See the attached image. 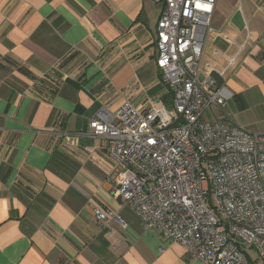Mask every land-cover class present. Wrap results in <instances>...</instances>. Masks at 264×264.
I'll return each instance as SVG.
<instances>
[{
  "label": "crops",
  "instance_id": "1",
  "mask_svg": "<svg viewBox=\"0 0 264 264\" xmlns=\"http://www.w3.org/2000/svg\"><path fill=\"white\" fill-rule=\"evenodd\" d=\"M163 7L0 0V264H205L116 196L120 169L90 132L101 108L172 106L156 66ZM212 27L203 66L232 95L217 119L264 135V0H217ZM95 204L126 227L98 225Z\"/></svg>",
  "mask_w": 264,
  "mask_h": 264
},
{
  "label": "built area",
  "instance_id": "2",
  "mask_svg": "<svg viewBox=\"0 0 264 264\" xmlns=\"http://www.w3.org/2000/svg\"><path fill=\"white\" fill-rule=\"evenodd\" d=\"M163 2L156 66L172 106L158 102L148 113L129 102L101 108L90 132L105 140L120 169L116 196L146 229L205 264H254L246 247L264 263V135L204 119L232 98L203 66L217 0ZM234 67L236 59L220 75ZM93 215L102 227H126L97 204Z\"/></svg>",
  "mask_w": 264,
  "mask_h": 264
},
{
  "label": "rangeland",
  "instance_id": "3",
  "mask_svg": "<svg viewBox=\"0 0 264 264\" xmlns=\"http://www.w3.org/2000/svg\"><path fill=\"white\" fill-rule=\"evenodd\" d=\"M218 118V112H216L215 108H210L206 114L204 119L208 120V121H213L216 120ZM245 250L248 252L251 260L255 261L257 259V253L253 248L250 247H246Z\"/></svg>",
  "mask_w": 264,
  "mask_h": 264
}]
</instances>
